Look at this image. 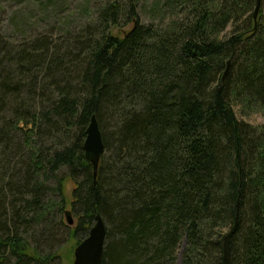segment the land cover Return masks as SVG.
Returning <instances> with one entry per match:
<instances>
[{"label": "trees", "instance_id": "trees-1", "mask_svg": "<svg viewBox=\"0 0 264 264\" xmlns=\"http://www.w3.org/2000/svg\"><path fill=\"white\" fill-rule=\"evenodd\" d=\"M257 2L158 0L144 24L136 0H115L62 44L0 30V264H62L98 216L104 264H225L237 215L232 264H264V126L235 111L264 114ZM94 116L96 179L84 152ZM69 180L74 227L62 219Z\"/></svg>", "mask_w": 264, "mask_h": 264}, {"label": "rangeland", "instance_id": "rangeland-1", "mask_svg": "<svg viewBox=\"0 0 264 264\" xmlns=\"http://www.w3.org/2000/svg\"><path fill=\"white\" fill-rule=\"evenodd\" d=\"M112 1L115 0H0V30L10 43L23 41V38L26 40L43 36L51 38L55 44H62L68 34H80L96 18L97 9L105 7ZM118 1L127 5L131 0ZM160 1L164 2V0ZM157 2L158 0H136L139 17L144 24L157 22L152 20L153 13H151ZM171 17V15L166 17L165 24L169 23ZM132 28L133 24L117 27L112 33L121 38ZM235 111L239 119L253 126H264L263 113L242 106L235 107ZM75 189L76 185L73 181L66 182L65 196L68 201L66 211L73 212L71 205ZM62 219L68 224L65 214ZM72 221L73 227L76 226V219L72 217ZM68 241L59 251L62 264H74L77 240L69 237Z\"/></svg>", "mask_w": 264, "mask_h": 264}, {"label": "water", "instance_id": "water-1", "mask_svg": "<svg viewBox=\"0 0 264 264\" xmlns=\"http://www.w3.org/2000/svg\"><path fill=\"white\" fill-rule=\"evenodd\" d=\"M262 0H258L255 11V21L261 10ZM231 70L229 64L224 76V81L228 77ZM105 146L102 134L94 116L87 130V138L84 144L85 157L93 167L94 179L97 178L101 157L104 154ZM67 223L73 226L71 212H66ZM239 225V215H237L235 223L229 234L224 240V262L232 264L231 244L232 238L237 231ZM106 244V226L100 216L96 218V223L89 233V236L78 245L74 253V264H104L103 255Z\"/></svg>", "mask_w": 264, "mask_h": 264}]
</instances>
